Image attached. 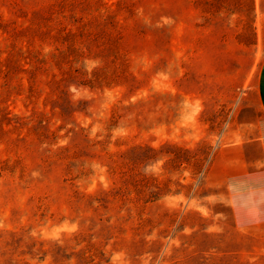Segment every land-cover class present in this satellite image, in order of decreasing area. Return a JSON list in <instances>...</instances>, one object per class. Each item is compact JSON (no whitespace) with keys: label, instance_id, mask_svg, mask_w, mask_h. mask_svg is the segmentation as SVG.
Instances as JSON below:
<instances>
[{"label":"rangeland","instance_id":"374dc122","mask_svg":"<svg viewBox=\"0 0 264 264\" xmlns=\"http://www.w3.org/2000/svg\"><path fill=\"white\" fill-rule=\"evenodd\" d=\"M263 61L264 0H0V264H264L214 164Z\"/></svg>","mask_w":264,"mask_h":264},{"label":"crops","instance_id":"0c3cea01","mask_svg":"<svg viewBox=\"0 0 264 264\" xmlns=\"http://www.w3.org/2000/svg\"><path fill=\"white\" fill-rule=\"evenodd\" d=\"M214 164L229 215H243L244 225L264 224V61L256 90L235 111Z\"/></svg>","mask_w":264,"mask_h":264}]
</instances>
